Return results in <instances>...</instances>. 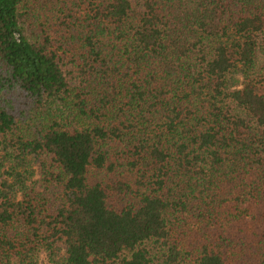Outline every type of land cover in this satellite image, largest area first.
<instances>
[{
	"label": "trees",
	"instance_id": "obj_1",
	"mask_svg": "<svg viewBox=\"0 0 264 264\" xmlns=\"http://www.w3.org/2000/svg\"><path fill=\"white\" fill-rule=\"evenodd\" d=\"M0 178V264H264V0H0Z\"/></svg>",
	"mask_w": 264,
	"mask_h": 264
},
{
	"label": "rangeland",
	"instance_id": "obj_2",
	"mask_svg": "<svg viewBox=\"0 0 264 264\" xmlns=\"http://www.w3.org/2000/svg\"><path fill=\"white\" fill-rule=\"evenodd\" d=\"M0 180H1V178H0ZM256 211H258V210H256ZM47 263H48V261H47L45 254L41 253L38 257V263L37 264H47Z\"/></svg>",
	"mask_w": 264,
	"mask_h": 264
}]
</instances>
